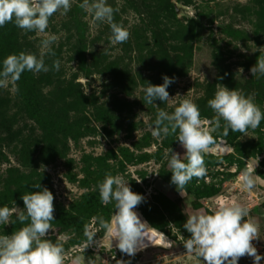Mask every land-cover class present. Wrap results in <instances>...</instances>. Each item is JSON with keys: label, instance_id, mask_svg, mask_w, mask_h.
<instances>
[{"label": "rangeland", "instance_id": "374dc122", "mask_svg": "<svg viewBox=\"0 0 264 264\" xmlns=\"http://www.w3.org/2000/svg\"><path fill=\"white\" fill-rule=\"evenodd\" d=\"M107 2L119 7L114 19L129 31L126 43L110 47L109 26L93 25L79 7L82 0H73L71 11L53 16L47 30L59 40L52 46L56 55H46L45 64L50 67L59 59V72L25 71L16 91L11 83L0 88V207L23 209L21 197L40 190L32 185L47 187L55 197L51 238L66 236L65 264L76 256L84 258L83 264L89 259L95 264L122 259L132 264H199L185 255L187 216L242 203L250 209L245 219L258 225L260 239L252 243L264 256V120L247 135L214 133L216 152L205 155L208 179H193L183 195L170 183L165 155H171L170 149L183 155L184 149L174 135L157 138L149 131L160 109L171 113L184 98L199 106L202 119H212L207 101L218 83L245 95L254 93L264 112V77L250 73L264 47V0ZM40 39L11 23L0 28V67L7 56L21 51L39 56ZM164 75L176 80L168 88L170 97H180L144 104L146 83L161 85ZM245 168L259 176L251 191L236 181ZM108 172L122 175L144 197L134 211L162 237L134 258L106 241L102 247H83L85 223L98 215L109 219L115 211L112 204L100 202L97 188ZM22 226L18 221L0 225V235ZM103 235L100 230L94 240ZM238 264H253V259L246 256Z\"/></svg>", "mask_w": 264, "mask_h": 264}, {"label": "clouds", "instance_id": "9594fccd", "mask_svg": "<svg viewBox=\"0 0 264 264\" xmlns=\"http://www.w3.org/2000/svg\"><path fill=\"white\" fill-rule=\"evenodd\" d=\"M73 0H0V28L14 24L23 33H35L41 37L38 44L39 56L21 51L19 54L7 56L0 67V88L12 84L16 91V83L27 71L33 74L47 73L51 70L59 72L61 61L56 59L49 67L45 64V56H55L53 45L59 40L55 33L48 32L50 19L59 14L66 16L72 9ZM79 7L92 18V24H107L110 28L109 46L126 43L130 33L121 24L115 22L114 16L119 7H113L107 0H82ZM30 39L34 37H29ZM106 51V50H105ZM244 51V49H242ZM257 62L250 68L254 78L264 77V47ZM241 68L238 72H243ZM161 85L147 82L142 89L144 104L153 105L156 101L171 103L168 88L176 82L175 78L164 75ZM255 94L245 95L240 90H230L222 84L216 85L214 97L207 101L214 116L202 119L199 106L192 100L184 98L169 113L160 109L149 128L153 137L174 135L176 141L184 149L181 155L170 149L167 153V167L172 173L170 183L176 186L183 195L186 186L193 179L207 181L208 169L205 155L216 152L217 140L214 133L227 137L229 131L247 135L249 129H257L264 120V112L255 103ZM140 113L137 120L142 117ZM221 163L223 161L221 160ZM43 170L45 171V166ZM40 168V170H41ZM236 168L233 166L232 171ZM259 180L253 177L250 168H245L236 177L244 190L251 191ZM39 191L24 194L23 209L19 207H0V225H8L18 221L23 225L11 235H0V264H65L69 253L65 251L63 241L65 235H58L53 241L52 222L55 219L54 194L40 183L32 185ZM100 202L107 206L112 204L115 211L109 219L103 215L91 217V223H85L83 242L85 249L94 243L102 247L106 241L111 248L113 244L119 252L134 258L138 252L147 248L146 241L155 243L154 229L142 221L134 211L144 197L134 193L122 175L108 172L97 185ZM250 209L242 203L220 204L211 214L203 209L187 216L183 228L190 234L184 239L185 255L195 257L199 264H238L243 257L253 259V264H260L264 256L258 254L253 241L259 238V228L249 217ZM15 216L13 220L12 217ZM98 224V228L95 225ZM102 230L104 235L98 242L94 240ZM84 258L76 256L71 264H83ZM87 264H95L89 259ZM117 264H132V260H119Z\"/></svg>", "mask_w": 264, "mask_h": 264}, {"label": "bare ground", "instance_id": "6f19581e", "mask_svg": "<svg viewBox=\"0 0 264 264\" xmlns=\"http://www.w3.org/2000/svg\"><path fill=\"white\" fill-rule=\"evenodd\" d=\"M142 221H144V220H142ZM154 236H155V243L154 244H152V243L148 244L147 248L158 245L159 243H161V241H162L161 235L154 231Z\"/></svg>", "mask_w": 264, "mask_h": 264}, {"label": "water", "instance_id": "95a60500", "mask_svg": "<svg viewBox=\"0 0 264 264\" xmlns=\"http://www.w3.org/2000/svg\"><path fill=\"white\" fill-rule=\"evenodd\" d=\"M176 10L179 12V10L177 8H176ZM146 242L150 243V241H146Z\"/></svg>", "mask_w": 264, "mask_h": 264}]
</instances>
